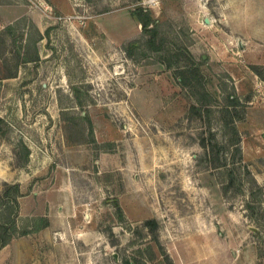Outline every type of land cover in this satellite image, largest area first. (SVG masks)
<instances>
[{
    "label": "rangeland",
    "instance_id": "1",
    "mask_svg": "<svg viewBox=\"0 0 264 264\" xmlns=\"http://www.w3.org/2000/svg\"><path fill=\"white\" fill-rule=\"evenodd\" d=\"M5 191L0 264H264V0H0Z\"/></svg>",
    "mask_w": 264,
    "mask_h": 264
},
{
    "label": "trees",
    "instance_id": "2",
    "mask_svg": "<svg viewBox=\"0 0 264 264\" xmlns=\"http://www.w3.org/2000/svg\"><path fill=\"white\" fill-rule=\"evenodd\" d=\"M133 16L138 20V23L141 24V28L144 33L148 34L149 36V42L150 44L154 43V40L157 37V31L156 26L158 24V21L156 19H153L151 17V14L149 13L147 8H144L142 6H138L135 10L131 12ZM150 24H152L151 27ZM26 149V154L29 152L28 148ZM7 200V201H6ZM1 203H10L11 205V218H7L6 221L0 222V241L2 246L7 244L12 237H14L17 234V226H16V219L15 216L17 215L18 211V201L15 196H12L7 191H5L1 197H0V204ZM116 207L118 211L121 214L120 207L116 204ZM43 217L39 219L40 221H44ZM36 222V221H35ZM34 222V223H35ZM149 222V221H148ZM9 225V227L7 226ZM47 224H39V226H35L34 230L39 229L40 227H45ZM32 230H23L22 232H19L17 235L22 236L29 234ZM5 233V234H4ZM5 235V236H4Z\"/></svg>",
    "mask_w": 264,
    "mask_h": 264
},
{
    "label": "crops",
    "instance_id": "3",
    "mask_svg": "<svg viewBox=\"0 0 264 264\" xmlns=\"http://www.w3.org/2000/svg\"><path fill=\"white\" fill-rule=\"evenodd\" d=\"M202 19L205 21L206 24H209L208 21H206V17L202 16ZM196 23H198V19H196ZM200 27H201V26L198 25V26H197V29H199ZM197 32H198V30H197Z\"/></svg>",
    "mask_w": 264,
    "mask_h": 264
},
{
    "label": "water",
    "instance_id": "4",
    "mask_svg": "<svg viewBox=\"0 0 264 264\" xmlns=\"http://www.w3.org/2000/svg\"><path fill=\"white\" fill-rule=\"evenodd\" d=\"M206 21H208V18H206Z\"/></svg>",
    "mask_w": 264,
    "mask_h": 264
}]
</instances>
